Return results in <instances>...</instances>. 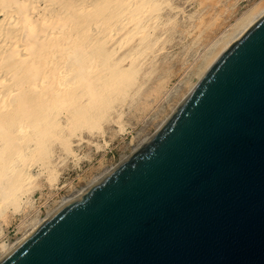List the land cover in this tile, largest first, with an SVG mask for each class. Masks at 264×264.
<instances>
[{"label": "water", "instance_id": "1", "mask_svg": "<svg viewBox=\"0 0 264 264\" xmlns=\"http://www.w3.org/2000/svg\"><path fill=\"white\" fill-rule=\"evenodd\" d=\"M0 264H264V12L153 134Z\"/></svg>", "mask_w": 264, "mask_h": 264}, {"label": "bare ground", "instance_id": "2", "mask_svg": "<svg viewBox=\"0 0 264 264\" xmlns=\"http://www.w3.org/2000/svg\"><path fill=\"white\" fill-rule=\"evenodd\" d=\"M160 3V0H0L3 200L11 197L7 196L9 180L10 183L18 177L21 182L27 179V173L19 168L21 162L26 163V149L41 148L48 140L58 139L64 129L90 125L112 102L113 94L118 97L126 94L134 70L145 59L139 56L138 59L137 54L145 52L152 32L161 23L164 9ZM263 12L264 7L242 19L235 34L218 49L207 68ZM92 183L80 186L62 204ZM51 213L42 210L33 228ZM20 240L8 247L2 243L0 248L7 253Z\"/></svg>", "mask_w": 264, "mask_h": 264}, {"label": "rangeland", "instance_id": "3", "mask_svg": "<svg viewBox=\"0 0 264 264\" xmlns=\"http://www.w3.org/2000/svg\"><path fill=\"white\" fill-rule=\"evenodd\" d=\"M160 2L161 23L145 52L137 54L145 59L134 70L126 94H113L90 125L64 129L41 148L26 149V163L19 168L27 179L9 180L11 197H0V245L8 247L22 239L42 210L53 212L65 197L106 174L140 146L203 76L240 23L264 7V0ZM3 253L0 248V257Z\"/></svg>", "mask_w": 264, "mask_h": 264}]
</instances>
